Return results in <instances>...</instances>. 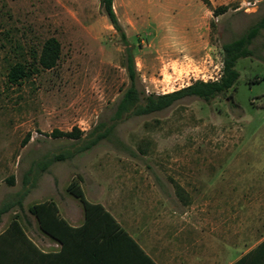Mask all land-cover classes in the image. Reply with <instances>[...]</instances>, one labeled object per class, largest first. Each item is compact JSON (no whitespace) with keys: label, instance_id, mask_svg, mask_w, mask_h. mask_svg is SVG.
<instances>
[{"label":"rangeland","instance_id":"1","mask_svg":"<svg viewBox=\"0 0 264 264\" xmlns=\"http://www.w3.org/2000/svg\"><path fill=\"white\" fill-rule=\"evenodd\" d=\"M113 6L127 43L100 0H0V206L19 200L23 206L3 215L0 234L17 218L32 239L39 237L29 208L50 197L42 192L46 182L59 192L68 180L86 186L99 180L119 190L125 179L184 176L174 169L184 162L208 161L204 175L241 180L245 189L256 185L258 204L264 200V30L251 46L255 56L237 61L239 79L225 96L210 103L190 97L162 112L115 119L130 84V55L146 94L216 81L222 45L264 15V0H214V8L229 6L218 16L201 0H114ZM51 40L59 57L45 69L38 60ZM18 63L31 76L11 84L7 74ZM100 124L109 136L84 152H76L79 141L50 136L73 128L89 134ZM68 152L73 157L42 169Z\"/></svg>","mask_w":264,"mask_h":264},{"label":"crops","instance_id":"2","mask_svg":"<svg viewBox=\"0 0 264 264\" xmlns=\"http://www.w3.org/2000/svg\"><path fill=\"white\" fill-rule=\"evenodd\" d=\"M174 169L185 175L125 179L119 190L99 180L80 183L86 200L101 204L118 227L84 225V207L67 191L72 180L62 192L44 183L42 192L50 194L44 202H54L81 232L64 247L40 229L37 239L24 229L47 255L40 264H237L243 258L264 264V200L258 204L256 185L245 189L241 180L206 176L208 161Z\"/></svg>","mask_w":264,"mask_h":264},{"label":"trees","instance_id":"3","mask_svg":"<svg viewBox=\"0 0 264 264\" xmlns=\"http://www.w3.org/2000/svg\"><path fill=\"white\" fill-rule=\"evenodd\" d=\"M113 2L114 0H100V6L118 35L127 43V36L115 14ZM201 2L213 12L214 16L222 15L229 9V6L214 8L210 0H201ZM263 30L264 15L241 36L222 45L223 68L218 80L208 82L195 81L185 88L167 94H146L140 88L134 58L130 55L126 65L130 84L120 98L115 112V119H120L128 113L144 116L162 112L177 102L190 97L210 103L217 97L225 96L236 85L239 79V72L236 69L237 61L242 58L255 56V51L251 49V46ZM59 52V46L54 40L47 42L43 46L42 54L38 60L39 64L45 69L52 68L59 57ZM30 76V69L23 63L10 67L7 74L8 81L11 84H20L21 81ZM110 131L111 129L106 128V125L100 124L89 134H85L79 128H73L71 131L66 132L54 130L50 136L54 139L79 141L82 145L76 152H84L107 138ZM85 135L86 138L84 139ZM28 139L29 137L24 143ZM73 155L72 152L56 155L52 160L44 164L42 169H46L52 161H63L66 158L73 157ZM8 181L10 184H13L14 180L11 178ZM67 191L82 203L85 213L84 225L118 227V223L114 217L101 204H93L86 200L79 181L73 180L69 184ZM15 206H18L20 209L23 208L20 200L16 204L4 203L0 206V222L3 215ZM29 212L35 217L39 229L52 239L60 241L64 247L73 240V236L81 232L80 229H74L69 226L66 220L60 216L57 205L52 201L35 204L29 208ZM260 249H264V244L260 246ZM46 256L28 237L17 218L13 219L9 226L0 234V264H40L41 259ZM247 260L248 258H243L237 264H249Z\"/></svg>","mask_w":264,"mask_h":264}]
</instances>
